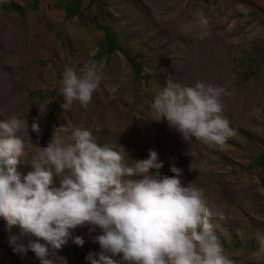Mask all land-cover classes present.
Listing matches in <instances>:
<instances>
[{"label": "rangeland", "instance_id": "obj_1", "mask_svg": "<svg viewBox=\"0 0 264 264\" xmlns=\"http://www.w3.org/2000/svg\"><path fill=\"white\" fill-rule=\"evenodd\" d=\"M69 1L0 0V121L27 120L28 133H20L27 153L46 147L54 128L67 123L89 128L129 164L156 151L163 166L150 174L181 169L182 185L201 189L223 212L213 223L235 264H264L257 239L264 236V0H81L78 13L67 16ZM197 12L206 24L197 23ZM98 51L102 79L90 103L63 109L65 66L79 70ZM169 78L225 88L223 115L233 135L224 145L187 142L165 119H154L151 104ZM30 170L27 162L17 166L22 180ZM91 227L72 230L83 245L69 239L54 264H91L90 253L98 259L101 229ZM28 239L0 218V264H41ZM21 244L24 251L13 250Z\"/></svg>", "mask_w": 264, "mask_h": 264}, {"label": "clouds", "instance_id": "obj_2", "mask_svg": "<svg viewBox=\"0 0 264 264\" xmlns=\"http://www.w3.org/2000/svg\"><path fill=\"white\" fill-rule=\"evenodd\" d=\"M196 17L207 23L203 13ZM101 79L95 60L79 70L66 65L61 107L79 102L86 108ZM224 92L218 85L189 86L169 78L151 104L154 119H165L187 142L222 146L233 135L223 115ZM31 129L40 132L35 121ZM22 131L28 133L27 120L12 115L0 121V218L8 231L16 227L21 237H29L27 249L41 264H54L69 239L82 246L83 238L72 236V230L85 224L93 226L89 231L101 229L95 237L99 258L86 257L91 264H118L117 255L121 264H235L216 234L220 225L213 223L214 217L225 219L223 212L209 206L201 189L182 185L181 169L172 167V176L150 174L163 166L156 151L129 164L121 151L98 144L89 128L67 123L54 128L46 147L27 153ZM25 155L29 158L22 160ZM22 162L31 167L23 180L17 171ZM257 239L264 251V236Z\"/></svg>", "mask_w": 264, "mask_h": 264}, {"label": "trees", "instance_id": "obj_3", "mask_svg": "<svg viewBox=\"0 0 264 264\" xmlns=\"http://www.w3.org/2000/svg\"><path fill=\"white\" fill-rule=\"evenodd\" d=\"M81 0H70L68 4L64 7L65 14L67 16H73L78 13L79 5ZM90 3L92 0H87ZM107 34H104V39L107 38ZM102 53L100 51L96 52L90 60H95L98 64L101 62Z\"/></svg>", "mask_w": 264, "mask_h": 264}]
</instances>
